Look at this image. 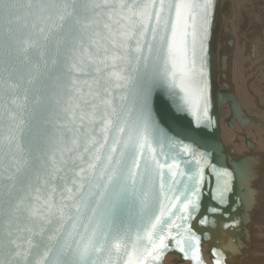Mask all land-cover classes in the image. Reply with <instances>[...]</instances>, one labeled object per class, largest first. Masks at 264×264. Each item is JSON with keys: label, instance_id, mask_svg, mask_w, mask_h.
Listing matches in <instances>:
<instances>
[{"label": "snow or ice", "instance_id": "1", "mask_svg": "<svg viewBox=\"0 0 264 264\" xmlns=\"http://www.w3.org/2000/svg\"><path fill=\"white\" fill-rule=\"evenodd\" d=\"M214 7L0 0V66L11 73L16 59L35 52L53 90L52 107L27 115V93L21 100L11 76L7 102L0 91V264H161L169 251L202 264L190 221L206 188L228 208L232 173L189 145L166 152L150 103L152 89L166 85L196 127L213 123L206 43ZM198 223L216 221L202 214ZM213 255L224 264L223 253Z\"/></svg>", "mask_w": 264, "mask_h": 264}, {"label": "water", "instance_id": "2", "mask_svg": "<svg viewBox=\"0 0 264 264\" xmlns=\"http://www.w3.org/2000/svg\"><path fill=\"white\" fill-rule=\"evenodd\" d=\"M227 15V16H226ZM232 16L231 0H215V7L212 16V25L207 47V81L209 86V96L211 99V109L209 115L213 123L196 127L195 118L187 111H181L179 100L181 95L178 91L173 92L166 85L158 84L152 89L150 114L151 125L163 140L164 150L170 154H175L178 146L189 145L197 152L205 153L212 164L217 168L230 171L232 173L231 191L227 197L228 208L218 205L210 198L212 189L206 188L201 200V214L196 215V219L190 221L192 230L201 238L200 250L202 264H216L215 252H221L224 256V264H245V254L252 251L256 245L255 226L260 222L257 218L260 212L261 203L264 202V192L260 185H264V152H256L258 144L253 138H247L246 129L252 123L264 129V120L256 115H251L244 109L237 96V90L233 82V64L237 37L228 31L231 25L226 21ZM250 36V35H249ZM241 41L250 42L252 39L241 37ZM245 41V42H246ZM254 41V40H253ZM255 47L253 46V56ZM49 62L52 59V50H48L46 57ZM254 58V57H253ZM39 63V72L34 68V64ZM50 66V64H49ZM11 73L5 70V66H0V91L4 92L5 102L8 98L7 82L9 76L11 81L19 84L17 94L23 99L25 93L28 96V103L25 111H33L37 107L48 109L53 106L52 89L47 80L42 61H38L36 53L31 54L29 60L27 56L21 55L12 66ZM256 75L254 71L251 72ZM39 76V79L36 77ZM34 79V83L29 85L27 81ZM118 95V94H117ZM253 95V94H252ZM39 96L42 104H35ZM119 103L118 99L116 101ZM258 109L264 111L256 101ZM229 110V116L224 120L226 126L235 129V124H239L242 133L240 137L245 139L248 151L243 154L236 152L234 145L225 143L222 137V117L223 111ZM134 118H135V114ZM240 143L239 139L235 141ZM159 147L157 143L155 145ZM184 160L192 159L184 154ZM188 168L192 165H188ZM206 177L210 175L208 169L205 170ZM213 186L215 178L212 177ZM219 207L224 213L215 216L206 211V208ZM208 215L210 220H215V226H204L198 223L201 215ZM229 225H234L229 227ZM3 232V225L0 224V233ZM176 230L173 229V234ZM170 247L174 248L173 241H168ZM174 257V264H195L194 261L185 259L178 251H169L163 257L161 264H166L167 259Z\"/></svg>", "mask_w": 264, "mask_h": 264}, {"label": "rangeland", "instance_id": "3", "mask_svg": "<svg viewBox=\"0 0 264 264\" xmlns=\"http://www.w3.org/2000/svg\"><path fill=\"white\" fill-rule=\"evenodd\" d=\"M231 2H232V16H231L230 19H228L226 21V24H227V26H228V24L231 25V30L228 27H227V30L228 31H232V33L237 37V45L235 47L236 49H235L234 53H235V55L238 54L240 56V58H241V60H239V64H238V66H239L238 70H240V78H242V79L239 78V80L237 81L238 83H235L234 76H233V82L235 84V87H237L238 84L240 85V83H243V84H241V94H240L242 97L240 96L241 98L240 97L239 98L241 99V102H243L245 110H247V112H248L249 108H252V109H254V112H258L257 114H259V113L264 114L263 110H259L257 108L255 101L258 104L260 103V101L258 102L256 100L255 96H254L255 95L254 92L255 93L257 92L256 93V97L258 99H259V97L264 98V93H263L264 92V82H263L264 81V77L262 78V76L264 75L263 74L264 73V65H263V63H264V60H263L264 59V55H263L264 54V44L262 43V40L258 39V37H256L257 38V42L252 43L253 45L250 44L249 42H247L246 39H245L246 42L245 41H241L240 38L238 37L239 33H241V37H247V38H252V35L255 34V27H254L255 23H254V25L252 24L251 18L252 19L253 18L259 19L260 18V15H261L260 14V11H261L260 9L263 6V5H260V4L264 3V0H231ZM246 5H248L249 10H253L254 13H252L251 11H248ZM257 19H256V22L258 21ZM262 25H264L263 22H262ZM257 32L259 33V30H257ZM263 34H264V31H263ZM250 45H252V46L255 45L254 46L255 49H256V47H258V49L261 50L260 52L258 50V54L256 53V50H254V55L257 56V57L255 56L254 59L257 60L258 63H257V61L255 63L254 59L252 57H250L252 54L249 55V52H248L249 48L248 47H250ZM261 55L263 56V58H262ZM235 60L236 59L234 57V61ZM252 62H253V64H251ZM250 65H252L251 66L252 70H250ZM233 67H236L235 63L233 64ZM248 68H249V70H247ZM254 68L257 69V73H258V75H260L258 78H257V73H256V75L251 73V71L255 70ZM234 73H238V72H236L235 69L233 68V74ZM249 77H251V78L249 79ZM254 78H255V81L257 80L255 82L257 87L255 86V83L252 84L254 82ZM261 78H262V81H261ZM241 80H242V82H239ZM244 81H245V83H244ZM249 85H251V86H249ZM242 86H244V87L242 88ZM249 87H251V89H253V87L254 88L260 87V88H258L259 89V94H258V89H256V90L253 89V91H252V90H248ZM261 88H263V89H261ZM244 94H246V95H244ZM243 96H247L249 101H246L245 98H247V97L244 98ZM247 103L250 104V105H247ZM259 105L264 107V100H263V105L261 103ZM249 112H251V111L249 110ZM229 114H230V112H229ZM254 114L257 116L256 113H251V115H254ZM226 118L223 117V123H222V137H223L224 142L226 144L227 143L232 144V143H235L236 139L242 140L237 135V133H239V134L242 133V130H241V127L239 126V124L234 122V124L236 125L235 130L230 129V128H228L226 126V124L224 122V120ZM259 129H261V128L256 127L253 123L249 127H247V132L249 134V137L253 138L254 141H256L257 144H258L256 152H259V151L261 152V149L259 150V146L261 145V143L264 145V136H262V138L260 139V140H263V142L257 140V138L254 137L255 136L254 135L255 130H259ZM263 131H264V129H263ZM235 147H236L237 152L239 154H241V152L244 151V150H245L244 152L248 151L245 143H242V145L235 144ZM263 186L264 185H262V184L260 185V189L263 190V191L261 190L262 192H264V187ZM255 227H256L255 228V234H256V243L257 244L254 245L253 248H256V246H258L260 243L264 244V240H261V239H264V225H263V223L262 224L258 223V225H256ZM257 228L259 229V232H258ZM173 260H174L173 257L168 258L166 264H174Z\"/></svg>", "mask_w": 264, "mask_h": 264}, {"label": "bare ground", "instance_id": "4", "mask_svg": "<svg viewBox=\"0 0 264 264\" xmlns=\"http://www.w3.org/2000/svg\"><path fill=\"white\" fill-rule=\"evenodd\" d=\"M223 1H225V0H223ZM246 3V2H245ZM253 6V5H252ZM248 10V9H247ZM251 11V10H250ZM253 12V11H252ZM227 16V15H226ZM257 24V23H256ZM261 24V23H260ZM254 25V24H253ZM258 27H259V25H258ZM261 27H262V25H261ZM257 30H259L260 31V29H258L257 28V26L255 27V34H253L252 35V38H250V39H252L249 43L250 44H252V43H255L254 41H255V38H256V34H259V33H261L260 35H262V32H257ZM264 30V29H263ZM252 31V30H251ZM257 39V38H256ZM254 40V41H253ZM253 45V44H252ZM252 45H250V47H248L249 48V55L250 54H252L250 57H254L255 58V55L253 56V46ZM255 46V45H254ZM236 49V48H235ZM256 50V49H255ZM263 54V53H262ZM248 55V56H249ZM264 55V54H263ZM262 56V55H261ZM235 61H234V63L236 64V67H233L234 69H235V71L236 72H238V73H234L233 74V76H234V80H235V83H238L237 81L239 80V78H240V70H238L239 69V66H238V64H239V60H241V58H240V56L238 55V54H236L235 56ZM257 57V56H256ZM253 58V59H254ZM262 58H263V56H262ZM257 59V58H256ZM262 60V59H261ZM264 60V59H263ZM255 61V63H256V61L257 60H254ZM257 63H258V61H257ZM251 64H253V62L251 63ZM264 64V63H263ZM257 65V64H256ZM252 65H250V70H252L251 67ZM247 70H249V68L247 69ZM257 70V69H256ZM263 71V70H262ZM252 72V71H251ZM256 72V71H255ZM244 73V72H243ZM264 74V73H263ZM262 74V75H263ZM244 75V74H243ZM242 77V76H241ZM248 77V76H247ZM264 77V75L262 76V78ZM251 77H249V79H250ZM240 79H242V78H240ZM260 79V78H259ZM255 81V80H254ZM257 81V80H256ZM255 81V82H256ZM261 81H262V79H261ZM239 82H242V80L241 81H239ZM255 82H253L252 84H254ZM264 82V81H263ZM244 83H245V81H244ZM241 84H243V83H240V85L238 84V86L236 87V90H237V92L238 93H236L237 94V96H238V98L241 96L240 94H241ZM251 84V85H252ZM251 85H249V86H251ZM245 86V85H244ZM244 86H242V88L244 87ZM255 86H256V83H255ZM261 86V85H260ZM258 88H260V87H258ZM253 89L254 90H256L257 88H254L253 87ZM253 89H251V87H249V89L248 90H252L253 91ZM262 89V88H261ZM244 91V90H243ZM262 91V90H261ZM260 91V92H261ZM243 93V92H242ZM257 93V92H256ZM264 93V92H263ZM254 94H255V92H254ZM258 94H259V90H258ZM244 95H246V94H244ZM256 95V94H255ZM242 97V96H241ZM240 97V98H241ZM244 98L245 97H247V96H243ZM239 98V100H240V102H241V99ZM259 99H260V103L263 105V100H264V98H261V97H259ZM245 100L246 101H249L248 100V97L247 98H245ZM244 100V101H245ZM242 103V105H243V102H241ZM247 105H250V104H248L247 103ZM246 105V106H247ZM243 107H244V105H243ZM244 109H245V107H244ZM249 110L251 111V112H249ZM249 110H248V112H249V114H251V113H258V112H254V109H252V108H249ZM259 110H261V109H259ZM255 115V114H254ZM229 116V110H224L223 111V117L224 118H226V117H228ZM223 117H222V121H223ZM257 117H259L261 120H264V114H262V113H259V114H257ZM249 127V126H248ZM235 128H236V125H235ZM235 130V129H234ZM238 132V131H237ZM237 135L240 137V134L239 133H237ZM254 137L255 138H257V140H259V141H261V142H263V140H260L261 138H262V136H264V131H263V129L261 130V129H259V130H255V132H254ZM246 136H247V138H249L250 139V137H249V134H248V132H247V129H246ZM242 140H240L239 139V141H240V143H232V144H234V148H235V150H236V152H237V149H236V147H235V144H239V145H242V143H245V139L244 138H242V137H240ZM237 140V139H236ZM235 140V141H236ZM259 143V142H258ZM261 149V152H264V145L261 143V145L259 146V150ZM245 151V150H244ZM244 151H242L241 152V154H243L244 153ZM264 187V186H263ZM262 190V189H261ZM263 191V190H262ZM257 218L260 220V222L259 223H263V225H264V202H262L261 203V207H260V212L258 213V215H257ZM258 225V224H257ZM256 228V227H255ZM257 230H258V232H259V229L257 228ZM256 235V234H255ZM259 237V236H258ZM260 239V238H259ZM261 240H264V239H261ZM263 242V241H262ZM252 252L251 253H249V254H245V257H244V263L245 264H263L264 263V244H262V243H260L258 246H256V248H252V250H251ZM174 258V257H173ZM188 264V263H187Z\"/></svg>", "mask_w": 264, "mask_h": 264}, {"label": "crops", "instance_id": "5", "mask_svg": "<svg viewBox=\"0 0 264 264\" xmlns=\"http://www.w3.org/2000/svg\"><path fill=\"white\" fill-rule=\"evenodd\" d=\"M260 5H263L262 6V8L260 9L261 11H260V18L259 19H257L258 21L256 22V19L255 18H251V21H252V24H254L255 23V25H254V27H258V25H259V29H260V31L259 32H262V35H260L261 33H259V34H257V36L256 37H258V39H260V40H262V42L264 43V34H263V28H264V25H262V22L264 23V3H261ZM246 7H247V9H248V11H250L249 10V8H248V5H246ZM253 10H251V12H252ZM252 13H254V11L252 12ZM256 23H258V24H256ZM261 23V24H260ZM261 25H262V27H261ZM254 42H257V39L255 38V41ZM256 48H258V47H256Z\"/></svg>", "mask_w": 264, "mask_h": 264}, {"label": "flooded vegetation", "instance_id": "6", "mask_svg": "<svg viewBox=\"0 0 264 264\" xmlns=\"http://www.w3.org/2000/svg\"><path fill=\"white\" fill-rule=\"evenodd\" d=\"M263 43V42H262ZM264 44V43H263ZM258 50H259V52L261 51L260 49H258V48H256V53L258 54ZM256 56V55H255ZM255 60V59H254ZM255 62V61H254ZM264 65V64H263ZM262 65V66H263ZM255 70H254V72H255V74L257 73V70H256V68H254ZM260 73V72H259ZM260 75H258V73H257V78L259 77ZM256 78V79H257ZM262 79V78H261ZM254 80H255V78H254ZM255 82V81H254ZM257 87V86H256ZM258 89V88H257ZM263 89V88H262ZM259 90V89H258ZM256 94V93H255ZM255 96V98H256V100L259 102L260 101V99H258L257 97H256V95H254ZM260 104V103H259Z\"/></svg>", "mask_w": 264, "mask_h": 264}]
</instances>
